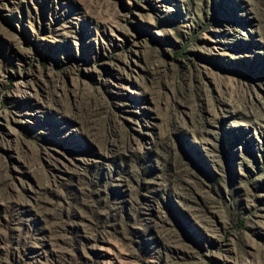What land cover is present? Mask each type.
Masks as SVG:
<instances>
[{
  "label": "rangeland",
  "instance_id": "rangeland-1",
  "mask_svg": "<svg viewBox=\"0 0 264 264\" xmlns=\"http://www.w3.org/2000/svg\"><path fill=\"white\" fill-rule=\"evenodd\" d=\"M0 264H264V0H0Z\"/></svg>",
  "mask_w": 264,
  "mask_h": 264
}]
</instances>
